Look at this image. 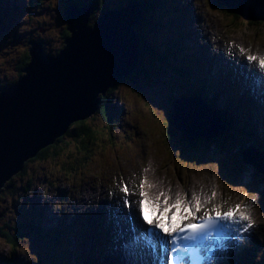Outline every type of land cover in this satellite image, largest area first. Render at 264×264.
<instances>
[{"label": "rangeland", "instance_id": "374dc122", "mask_svg": "<svg viewBox=\"0 0 264 264\" xmlns=\"http://www.w3.org/2000/svg\"><path fill=\"white\" fill-rule=\"evenodd\" d=\"M89 1L92 0H80V5ZM98 1L90 24L108 7L121 9L126 5V0ZM68 3L69 0H0L1 85L10 81V86L19 79L23 73L19 63L34 41L42 42L45 50L53 54L64 47L66 37L63 32L68 31L65 20ZM159 3L163 10L154 8L151 17H144L145 22L136 24L134 28L148 36L154 50L171 46L174 52L176 49L173 62L191 64L195 59L192 54L202 56L204 62L199 59L205 63L206 86L200 95H206L199 96V99L204 102L182 100L180 97L185 95L188 82L182 81L183 76L173 70L164 71L161 65L165 62L153 67L151 63L157 62L156 57L153 52H142L143 40L139 38L138 68H145V72L140 73L137 81L125 78L118 84L119 78L102 94L97 109L91 115L69 124L63 133L64 140L68 141L64 150L53 146L59 136L28 158L23 168L0 188V264H126V254L131 249H125V246L132 237H129V232L126 238L122 236L126 244L124 246V241L120 250L117 249V237L122 234L118 232L120 225L116 224L122 218L116 210L120 211L122 205L128 206L127 194L122 191L124 185L128 186V194H131V204L135 210L138 209L139 192L142 190L140 183L149 171L156 182L166 180L182 197L187 194V200H192L193 193L198 195L204 188H209L208 196L212 199L204 211L233 208L238 201L248 204L253 208L249 213L258 220V236L260 239L264 237V183L252 185L251 177L255 175L258 179L260 176L254 173V166L241 162L242 150L257 148L254 141L263 146L264 133L256 114L252 117L250 108L238 105L239 98L233 104L229 93H224V96L212 94L210 80L222 84L228 81L211 78L212 68L208 66L206 56L198 52L222 59L219 63L223 79L236 75L237 71L241 76L247 75L248 79L254 78L248 67H240V64L248 60L249 55H255L258 59L246 65L256 67L259 58L264 57V25L231 26L232 16L222 9L213 8L212 0H159ZM174 4L178 9L171 8L170 11ZM256 4L262 6L264 0H257ZM160 13L164 14V20L160 19ZM157 20L162 23H157ZM241 48L245 51L241 52ZM152 68H156L155 71ZM145 73L155 80L145 77ZM236 82L244 83V79L238 76ZM236 82L233 81V86ZM261 83L264 84L262 79ZM111 88L113 90L108 93ZM104 96L107 101L103 111L99 108ZM184 104L189 106L186 108ZM204 105L211 114L206 112ZM226 109L234 111V119ZM174 111L178 112L176 121L185 124L184 127L191 132L220 137L223 141H228L226 137L233 135L223 122L227 127L230 124L238 127L246 122V133L250 136L241 141L234 137L235 148L229 142V147L237 152L235 164L245 171L236 174L235 167L230 169L227 161L232 150L229 155L220 156L219 147L211 148L210 145L206 150L198 142L192 146L189 142L195 140H189L172 121L177 133L189 141H177L175 144L171 138L174 130L167 124L170 121L168 116ZM198 118H203V121H198ZM80 121H85L94 130V135L85 144L80 143L76 135L66 134L68 130L76 132ZM262 125L263 129L264 122ZM48 146L52 154L39 158ZM227 149L222 150L227 152ZM128 217L130 219V213ZM32 221L40 223L47 231L49 227L50 232L58 233L60 241H42L31 234L29 222ZM25 224L27 229L23 228ZM3 230L12 235L17 232L24 234H18L13 246L2 234ZM254 235L252 232L250 237ZM248 238L249 234L229 251L228 256L232 257ZM258 244L259 251L263 252L264 238ZM110 250L114 256H108ZM226 259L228 257L222 258L218 264H224Z\"/></svg>", "mask_w": 264, "mask_h": 264}, {"label": "water", "instance_id": "95a60500", "mask_svg": "<svg viewBox=\"0 0 264 264\" xmlns=\"http://www.w3.org/2000/svg\"><path fill=\"white\" fill-rule=\"evenodd\" d=\"M142 1L126 0L121 9L108 7L90 24L94 5L69 0L65 20L70 34L64 47L49 54L42 43H32L22 76L0 90V188L71 122L91 115L108 87L138 72L140 40L130 25L138 19ZM223 1L246 19H264V4L257 5V0ZM177 113H172V121L189 140L211 138L178 123Z\"/></svg>", "mask_w": 264, "mask_h": 264}, {"label": "snow or ice", "instance_id": "6c2138e0", "mask_svg": "<svg viewBox=\"0 0 264 264\" xmlns=\"http://www.w3.org/2000/svg\"><path fill=\"white\" fill-rule=\"evenodd\" d=\"M240 51L244 52L245 49L241 48ZM247 59L255 61L258 58L255 55H249ZM259 63L264 66V57L259 58ZM146 182V178L141 180V189ZM149 187L152 185L149 184ZM122 191L128 194V186L124 185ZM215 194L213 191L212 195L215 196ZM139 196L141 197L139 215L144 224L149 226L145 229L143 239L150 247L158 249L165 264H181V262L186 264L189 257L207 250L204 241L207 239L208 233L204 230L209 229L211 225L220 220L236 219L237 212L239 213V220L246 221L249 228L253 225L250 213L239 211L241 209L240 204L227 212L216 210L215 217L209 212H205L204 216L201 217L196 215L200 211L202 203L199 195L195 193L192 194L194 204L192 200H187V194L182 197L178 193L174 203L168 202L170 197L164 192H161L155 201L151 200L143 190L139 192ZM160 197H163L164 207H161ZM193 209L195 210L193 211ZM189 217H194L199 222L183 223ZM208 255H211L210 250H208Z\"/></svg>", "mask_w": 264, "mask_h": 264}, {"label": "bare ground", "instance_id": "6f19581e", "mask_svg": "<svg viewBox=\"0 0 264 264\" xmlns=\"http://www.w3.org/2000/svg\"><path fill=\"white\" fill-rule=\"evenodd\" d=\"M157 2L159 3V1H157ZM177 4H180V3H177ZM185 7L186 6H184V8ZM173 8H176V7L174 6ZM141 9L143 11H145V9L142 6V4H141ZM142 10H141V13H140L138 19L134 23H132L130 25L131 29L133 31H135V33L139 36V38H141V34H140V32L138 30H136L134 28V26L136 24L140 25L142 23V20L144 18ZM263 22H264V19H263ZM198 52H200L201 54L206 56L207 64H208V66H210L212 68L211 74L213 75V77L212 76L211 77L213 79H215V77H218V79L220 81L223 80V77H222V66L219 63V60H222V59H220L219 57H217V56H215L213 54L207 55V54H204L201 51H198ZM49 54H53V53H49ZM228 58L234 60L231 57H228ZM196 61L201 62L200 59H197ZM248 62H251V61H248ZM248 62L246 60H244V62L242 61L241 64H240V67L247 66L248 69H249V73H251L254 76V78H249L248 79L247 75L241 76L238 73V71H237L238 67L236 65L235 66L236 67L235 71H237L236 75H229V77L227 78L228 79L227 85H223L222 86L223 93L221 95L224 96V93H229V95L231 96V103H233V104L235 103V101H237L239 94L243 93L245 95H248L249 96V101H250V104H251L250 109L253 112V113H251V115L253 117L254 114H256L257 119H258V121L260 123V129L264 133V128L263 129L261 128L262 122H264V117H263L264 116V84L261 83V79L264 81V66H263V68H260L258 66L252 67V64H250V66L245 64V63H248ZM138 65H139V61H138ZM214 74H215V76H214ZM238 76L241 79H244V83L243 82H240V83L236 82ZM233 79L236 82L235 86H233ZM8 87L9 86L5 87V89L0 87V89H3V90L6 91L7 90L6 88H8ZM230 91H233V92H230ZM197 94H198L197 90L193 89L191 91V95L196 96ZM191 101H193V100H191ZM176 102L177 101H175V104H176ZM178 102H182V101L179 100ZM187 106H189V105H185L184 104V107L187 108ZM189 110H191V109H189ZM229 116L232 119H234V114H233L232 111H229ZM198 121H203V118H198ZM250 124H252V123H250ZM233 125H235V124H233ZM262 127H263V125H262ZM243 128L247 129L246 127H243ZM249 132H250V129H249ZM230 152H229V154H230ZM263 153H264V149H261V150L258 151V150L253 149L252 147H250L248 150H242L241 151V155H242V157H241L242 161L241 162L243 163V165H246V163L247 164H251L252 166H254V173L255 174H259V176H260V178L258 177V179H256L255 175L251 177L250 183L252 185H257V184L264 183V156L262 155ZM236 154H237V152H234V150H232L230 156L228 157L227 163L229 164V167H230L231 170H232L233 167H235L236 174H238L240 172L245 171V168H239V166L237 164H235L234 156ZM230 160H231V163H230ZM145 178H146L147 182L145 183V186H144L143 190H144V192H146L151 197V199H153L155 201L157 196H159V194L161 192H164L166 195H168L170 197V199L168 201L169 203H174L175 202L178 193L176 192V188H174L172 184L168 183L166 180H163V181H160V182H156L154 180V178L150 176V171H149V173L146 172V177ZM225 181L229 183L228 180H225ZM3 183L6 185L5 181ZM149 184H151L152 187H149ZM248 189H250V187H248ZM208 193H209V188H204L203 192L198 194L199 197H200L201 203H202V207H201L200 211L198 213H196L197 215L204 214L205 212H207V211H204V208L209 204V202L212 199V197L208 196ZM179 194H181V193H179ZM160 201H161V207H164L165 205H163V203H162L163 197H160ZM237 204H240L241 208H242L239 211H245V210L246 211H250V210L253 211L252 207H245V205L241 204L240 201L236 202V205ZM193 210H195V209H193ZM116 212L117 213H121V209H120V211L116 210ZM122 214L123 215H122L121 223L124 225L125 229L122 228V231H118V232H120V234H122L121 237H120V240H122V236H124L126 234L125 230L129 228V221H128V218L124 215V211L122 212ZM237 217H239V213L238 212H237ZM251 219H252V217H251ZM189 221H191V220H185L184 222H189ZM242 221L243 220H240V222H242ZM244 222L247 225V222L246 221H244ZM235 226H236V224L233 225V227H235ZM253 226L257 227L258 225L255 224V222L253 221V225L251 227H253ZM137 227L138 226H136L135 228H137ZM139 232H141L140 228H139ZM141 236H142V234H141ZM263 238L258 239V242H260ZM140 241L141 240L138 241V245L139 246H140V244L145 245L144 241H142L141 243H140ZM254 244H256V243H254ZM138 245L135 246L136 249L138 248ZM118 247H120V245ZM132 254H134V253H131V255ZM144 254L147 255L146 252H144ZM148 257H150L149 254H148ZM128 263L129 264H140V262H137V261L133 260L132 257H128L127 258V263L126 264H128Z\"/></svg>", "mask_w": 264, "mask_h": 264}, {"label": "trees", "instance_id": "16d2710c", "mask_svg": "<svg viewBox=\"0 0 264 264\" xmlns=\"http://www.w3.org/2000/svg\"><path fill=\"white\" fill-rule=\"evenodd\" d=\"M156 1H159V0H154L153 2H151L150 0L149 1L143 0L141 2L142 6L145 9V11L142 10L143 17L147 18L146 16H148L150 18L151 17V11L152 10L155 11L154 8L157 5H159L160 7H162L161 4L158 3V2H156ZM90 2L93 3L95 6L99 4V1L98 0H92V1H89L87 3H90ZM212 2H213L212 3L213 4L212 5L213 8L222 9V10L226 11L227 13H229L232 16V21L230 23L231 26L237 27L239 25V23H241L242 26L256 25L253 22H246L242 17H240L239 14H237V13L233 12L231 9H229L226 6V4L224 3L223 0H212ZM153 3L155 4V6H154ZM174 6L176 8L170 7V11H171V8H173L174 10H177L178 9L177 6H176V4H174ZM104 7H102V8H104ZM230 15H229V17H230ZM164 18L165 17L161 15V18L160 19L164 20ZM143 22H145L144 21V18L142 20V23ZM156 22L159 23V24L162 23V21H160V20H157ZM69 34H70L69 31L63 32V35L65 37H67ZM141 37H142V40H143V43L141 45L142 52L149 51L150 54H151V52H153L152 54H154V56L156 57L155 61H157V62H152L151 63V65L153 67L159 66L162 63V59H164V61L167 63V64H164L163 63V68L164 69H170V70L174 69L175 71H177L181 75H184V74H186L188 72L191 73L192 70L189 68L190 66L193 67V69H194V65L192 63L190 64V63L181 61V62H178V63L176 62V64H177V66H176V65L173 64V61H172V64L169 62L170 60H174L175 59V57H173V56H174V53L176 52V49H175V52L173 50L170 51V50L164 49V55H165V57H164L162 55V53H160V50H158L156 48H155V50L153 49L154 47L152 46L151 42L149 41L148 36H145V34H141ZM25 57L26 56L24 54L23 55V59H21V61L19 63V67L21 68V71H23L24 67L26 66V64L29 61V57H27V58H25ZM144 69L145 68L141 67L138 70L137 73H135V74H133V75H131L129 77L126 76V77L120 78L119 81H118V84H121L125 78H128L130 81L136 82L137 81V77L140 75V73L143 74V71L145 72ZM191 74L193 75V72ZM191 74H189V77H191ZM145 75H146L145 77H147L148 79L155 80L154 78L152 79L151 77H149L148 76L149 74L147 75L145 73ZM9 84H11L10 81L8 83H6V84H2V85L0 84V87L1 88H5ZM113 88L116 89V87H113ZM113 88H111V90L109 89L108 90V93L110 91H112ZM106 101H107L106 100V97L104 96L103 97L102 104H101L99 110H103L104 111L106 109ZM168 118H169L170 121L167 124L168 125L170 124L171 127H172V131L174 130L177 133V131L174 129V125H172L173 123H172V116H171V114L168 116ZM243 125H244V123H243ZM243 125H240V126L236 127V124H235V125H232L230 127L231 129L229 131L233 135H230V137H228V136L226 137V139L228 141H223L219 137V138L211 139L212 141L206 140V139H196L194 142H189L185 138L184 135H179V133H177V135H176V133L174 131H173V134H172V137L171 138H173V140L176 141V142L174 141L175 144L177 143V141L182 142V143H184V141H187V142L191 143L192 146H194V144L196 142H198L199 143V146H203V147L205 146L206 147V150H208L207 147H209L210 145H212L211 148L214 147V146H216V147H219L220 148V152L219 153L221 155H227V154H229L230 149H227L228 150L227 152L226 151L224 152L222 149L227 148V147L229 148L230 138L234 137L235 135L237 136V134H243L244 133L243 131L237 129V128H240ZM76 130H77L76 132H74V131L70 132L68 130L66 132V134L68 133L67 135H70V133H71V135H76V138L78 137L77 140L80 141V143H84V144L87 143V141H89V139L92 138V135H94V130H91L90 126L85 121H80L79 126H78V128ZM234 132H236V134H234ZM262 143H264V142H262ZM67 144H68V141L67 140H64V135L62 134V136H60L59 138H57V140H56V142H55V144L53 146L57 150L59 148L61 150H64L67 147ZM49 147L50 146H48V147H46V148H44L42 150V152L40 153L39 158H46L47 156H49V155L52 154V153H49ZM193 148H196V147H193ZM30 229L32 230V232L36 233V235L39 236V238L42 241H43V239H48L47 241H50L51 243H57V242L60 241V240H58V238H59L58 233H55L54 234V233H52L50 231L45 230L44 227L40 223H38V222L37 223L35 222L34 224L30 225ZM19 233L21 235L24 234V232H17L16 234L12 235V234H10L9 232H7L5 230H3V232H2V234L7 238V241L10 242V244H12L13 246L16 245L17 237H18V234Z\"/></svg>", "mask_w": 264, "mask_h": 264}, {"label": "clouds", "instance_id": "9594fccd", "mask_svg": "<svg viewBox=\"0 0 264 264\" xmlns=\"http://www.w3.org/2000/svg\"><path fill=\"white\" fill-rule=\"evenodd\" d=\"M72 1H73V0H72ZM74 2H75V1H74ZM76 3H79V5H80L81 2H80V0H79V1H77ZM90 3H91V2H90ZM86 4H89V3H86ZM92 4H93V3H92ZM93 5H94V4H93ZM81 6H83V5H81ZM94 11H95V5H94ZM65 15H66V12H65ZM98 17H99V16H98ZM98 17H97V18H98ZM97 18H96V19H97ZM96 19H95V20H96ZM95 20H94V21H95ZM94 21H93V22H94ZM93 22H91V23H93ZM68 36H69V35H68ZM34 42H39V41L36 40V41H34ZM40 43H42V42H40ZM42 45H43V43H42ZM30 46H31V44H30ZM30 46H29V47H30ZM43 48H44V47H43ZM28 49H29V48H28ZM44 50H45V48H44ZM45 51H46V50H45ZM58 51H59V49H58ZM46 52H47V51H46ZM57 53H58V52H57ZM57 53H56V54H57ZM25 56H26L25 58L29 57V56H28V51L25 53ZM22 57H23V56H22ZM21 59H22V58H21ZM192 62H195V59H192L191 63H192ZM192 64H196V63H192ZM139 69H140V68H139ZM3 89H5V88H3ZM0 90H2V89H0ZM14 175H15V174H14Z\"/></svg>", "mask_w": 264, "mask_h": 264}, {"label": "flooded vegetation", "instance_id": "af4514ba", "mask_svg": "<svg viewBox=\"0 0 264 264\" xmlns=\"http://www.w3.org/2000/svg\"><path fill=\"white\" fill-rule=\"evenodd\" d=\"M22 59H23V58H22ZM23 227L26 228V229L28 228L26 224H25Z\"/></svg>", "mask_w": 264, "mask_h": 264}]
</instances>
